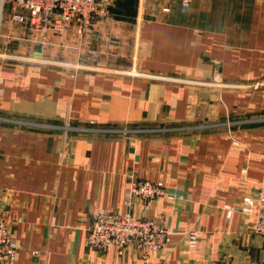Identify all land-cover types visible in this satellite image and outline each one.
Returning <instances> with one entry per match:
<instances>
[{
  "label": "crops",
  "instance_id": "1",
  "mask_svg": "<svg viewBox=\"0 0 264 264\" xmlns=\"http://www.w3.org/2000/svg\"><path fill=\"white\" fill-rule=\"evenodd\" d=\"M151 1L133 14L137 61L111 72L49 65L46 45L0 0V207L12 264H264V237L240 209L264 187V0ZM139 179L166 192L148 207L134 198L131 211L169 225V242L147 258L87 246L90 209L123 210ZM191 230L202 232L193 246Z\"/></svg>",
  "mask_w": 264,
  "mask_h": 264
},
{
  "label": "built area",
  "instance_id": "2",
  "mask_svg": "<svg viewBox=\"0 0 264 264\" xmlns=\"http://www.w3.org/2000/svg\"><path fill=\"white\" fill-rule=\"evenodd\" d=\"M110 2L111 0H10L11 19L14 22H25L34 38L43 41L48 32L62 34L72 21L80 32L91 25L93 18L104 15ZM180 82L190 81L181 79ZM165 192L160 181H130L124 195L125 209H90L86 245L101 251L111 247H116L119 251L131 248L143 258L160 250L170 240V227L155 219L133 215L131 207L134 198H140L148 207ZM240 209L253 215V231L264 237V187L258 190L255 197L245 198ZM201 234L200 230L189 231L188 243L193 246ZM16 251L17 245L9 232L6 210L0 207V264H12Z\"/></svg>",
  "mask_w": 264,
  "mask_h": 264
},
{
  "label": "rangeland",
  "instance_id": "3",
  "mask_svg": "<svg viewBox=\"0 0 264 264\" xmlns=\"http://www.w3.org/2000/svg\"><path fill=\"white\" fill-rule=\"evenodd\" d=\"M189 2L190 0H181L180 6L187 8ZM151 5V0H111L106 13L93 18L91 25L80 32L77 31L76 23L72 21L62 34L48 32L43 41L35 39L33 32L30 31L31 40L38 46L46 45V50H43L46 58L44 57L43 60L53 67H64L69 70L94 68L124 72L137 61L134 50L135 31L139 18L133 14ZM164 7L163 10L168 11V8ZM104 20L109 21L108 31L97 34L98 26ZM70 28L73 33L66 39V33ZM33 58L39 59V56ZM201 81L205 86L213 82V80ZM258 85V82H255L253 88ZM225 124L229 122L226 121ZM249 214L253 218V215Z\"/></svg>",
  "mask_w": 264,
  "mask_h": 264
}]
</instances>
